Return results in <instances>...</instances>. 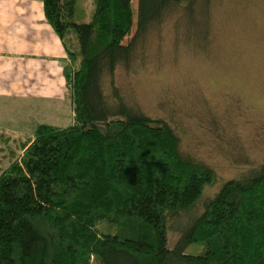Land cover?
Segmentation results:
<instances>
[{
  "label": "trees",
  "instance_id": "trees-1",
  "mask_svg": "<svg viewBox=\"0 0 264 264\" xmlns=\"http://www.w3.org/2000/svg\"><path fill=\"white\" fill-rule=\"evenodd\" d=\"M199 2L138 0L124 44L132 0H91L82 24L76 0H42L66 54L73 123L36 125L0 172V264H264V165L202 200L213 170L182 153L166 122L103 89L151 28ZM199 203L170 246V224Z\"/></svg>",
  "mask_w": 264,
  "mask_h": 264
},
{
  "label": "rangeland",
  "instance_id": "rangeland-1",
  "mask_svg": "<svg viewBox=\"0 0 264 264\" xmlns=\"http://www.w3.org/2000/svg\"><path fill=\"white\" fill-rule=\"evenodd\" d=\"M137 7L132 0L124 44L135 34ZM92 9L91 0H76L74 21L89 23ZM48 28H41L38 56L0 55V172L36 125L73 123L66 56L60 58V40ZM137 45L129 66L104 79V92L113 101L114 89L132 110L166 122L182 153L213 170L202 200L264 165V0H200L188 17L182 9L168 13ZM200 210L201 203L170 224V246ZM195 247L186 253L196 255Z\"/></svg>",
  "mask_w": 264,
  "mask_h": 264
},
{
  "label": "crops",
  "instance_id": "crops-1",
  "mask_svg": "<svg viewBox=\"0 0 264 264\" xmlns=\"http://www.w3.org/2000/svg\"><path fill=\"white\" fill-rule=\"evenodd\" d=\"M42 27L49 29L42 0H0V55L38 56L41 52ZM61 55L60 58L66 56L64 49ZM35 86L38 84L31 88Z\"/></svg>",
  "mask_w": 264,
  "mask_h": 264
}]
</instances>
